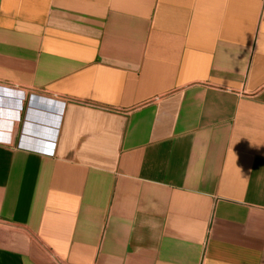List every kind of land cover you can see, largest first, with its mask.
<instances>
[{"label":"crops","instance_id":"0c3cea01","mask_svg":"<svg viewBox=\"0 0 264 264\" xmlns=\"http://www.w3.org/2000/svg\"><path fill=\"white\" fill-rule=\"evenodd\" d=\"M0 264H264V0H0Z\"/></svg>","mask_w":264,"mask_h":264},{"label":"rangeland","instance_id":"374dc122","mask_svg":"<svg viewBox=\"0 0 264 264\" xmlns=\"http://www.w3.org/2000/svg\"><path fill=\"white\" fill-rule=\"evenodd\" d=\"M12 97L13 96H16V93H12ZM30 95L34 96L32 93H29V92H25V96H26V99L24 101V106H23V111H22V121L24 119V116H25V113L27 111V108H28V101L30 100ZM17 97V96H16ZM19 97V96H18ZM21 121V122H22Z\"/></svg>","mask_w":264,"mask_h":264}]
</instances>
